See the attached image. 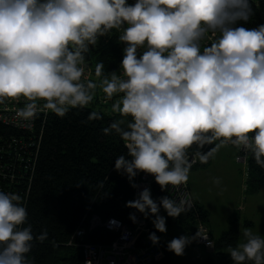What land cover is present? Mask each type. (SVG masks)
<instances>
[{
	"label": "clouds",
	"instance_id": "1",
	"mask_svg": "<svg viewBox=\"0 0 264 264\" xmlns=\"http://www.w3.org/2000/svg\"><path fill=\"white\" fill-rule=\"evenodd\" d=\"M252 15L250 0H0V104L26 100L16 117L30 127L41 112L62 118L87 107L99 88L113 101L112 113L131 118L102 131L125 142L127 155L116 158L115 170L133 188L143 172L162 191L178 189L193 164H206L228 144L264 169V25L240 24ZM113 30L126 45L122 71L105 75L100 62L98 82L86 79L90 46ZM101 118L92 111L87 120ZM206 145L214 146L204 152ZM126 206L153 215L160 233L167 231L161 206L173 218L186 212L183 199L164 196L158 205L148 188ZM27 218L18 194L0 192V264H31L33 241L47 239L46 229L34 235L24 226ZM130 219L136 222L135 214ZM241 236L227 249L233 264H264V237L246 227ZM199 237L206 238L200 228L167 248L182 256ZM149 240L159 243L155 233Z\"/></svg>",
	"mask_w": 264,
	"mask_h": 264
},
{
	"label": "trees",
	"instance_id": "2",
	"mask_svg": "<svg viewBox=\"0 0 264 264\" xmlns=\"http://www.w3.org/2000/svg\"><path fill=\"white\" fill-rule=\"evenodd\" d=\"M250 2L253 15L247 23L240 22L241 26L249 29L264 25V5H259L258 0ZM118 35V32L113 30L110 35L99 37L96 46H90L86 62L91 65L94 75L95 67L100 62L104 64L105 75L118 72L121 68L126 45L119 41ZM93 102L100 107L107 106L108 109H95L91 105ZM93 102L83 109H71L62 118L51 113L45 122L38 120L37 133L34 136L38 140L37 136L40 134V142L32 150L36 160L33 165L30 192L20 197L21 204L28 213L24 226L30 224L34 235L46 229L48 237L43 243L33 241V248L27 254L31 264H83L82 250L76 246V242L99 245L113 242L117 238L116 232L108 230L103 225L90 228V219L93 215L99 216L103 221L116 218L131 227L134 225L130 214H135L136 209L129 208L126 204L135 200V188L131 186L125 174L115 170L116 158L127 155L125 142L115 132L106 135L102 131L114 120L124 119L127 123L131 118L112 113L113 101L102 104L95 95ZM92 111L99 112L102 118L88 121V115ZM12 137L25 136L0 124V140H9ZM213 146L206 145L202 151L207 152ZM196 150V146H193L189 154ZM241 154L238 150V156ZM245 156L247 181L253 192L264 184V169L255 163L251 153L247 152ZM2 161L7 163V157ZM210 162L211 158L206 164L198 161L195 167H205ZM11 170L17 177L20 176L18 167ZM26 181L21 186L23 190L26 188ZM102 181L103 187L100 186ZM11 182L9 174L1 176L0 192L12 191L18 187L15 183L9 185ZM133 182H136V177ZM150 193L158 205L161 197L169 196L168 191H162L155 180L151 183ZM165 216L169 223L184 225L189 236L194 233L198 222L208 226L210 217L206 207L196 200L194 207L181 213L179 217H169L167 212ZM149 217L150 215L146 219L150 223ZM150 226L153 233L158 236L159 231L151 223ZM240 226L239 215L229 218L228 229L219 237H212L215 243V256L209 253L203 264H233L227 249L230 245L235 247L239 243ZM79 228H84L86 233L83 238L76 239ZM161 245L164 256L155 264H173L167 245L162 242Z\"/></svg>",
	"mask_w": 264,
	"mask_h": 264
},
{
	"label": "built area",
	"instance_id": "3",
	"mask_svg": "<svg viewBox=\"0 0 264 264\" xmlns=\"http://www.w3.org/2000/svg\"><path fill=\"white\" fill-rule=\"evenodd\" d=\"M128 3L134 4L135 0H128ZM258 4L263 6L264 0H258ZM140 51L142 50H138V52ZM86 64L87 68L85 78L98 82V78L94 75L91 65L87 62ZM121 71L122 70L120 68L117 74H120ZM96 95L99 103L107 104L112 102L106 99L105 94L99 88L96 90ZM26 103L27 101L21 98L18 101L7 100L4 104H0V124L19 131L25 136L22 138L12 137L9 140H0V177H5L9 174L12 181L9 185L13 183L18 185V187L13 188L12 191L6 190L5 192L16 193L19 196L28 195L30 192L33 165L36 160L32 150L36 148L40 142V134L37 136L38 140L37 138L35 139L34 136L37 133L36 128L38 120L45 122L51 114L50 111L41 112L38 114V117L31 122L30 127H24L22 124L25 122L18 120L16 112ZM38 103L42 106L43 101ZM239 150L242 154L239 155L237 159L239 162L246 163L245 155L247 152L243 149ZM191 156L192 154H189L190 158ZM4 157H7V163L2 161ZM15 158H18V160L16 161ZM197 163L198 161L193 164L192 168L195 167ZM15 167H18L21 172L19 177L15 175V172H11V168ZM6 170H8V172H6ZM26 175H28V181H26ZM30 175L31 177L29 178ZM20 178H22V180ZM23 178H26V180H23ZM154 180L155 178L152 175L142 172L138 173L135 182V184L138 185V187L135 188V199L138 198L139 192H141L144 188L150 189L151 183ZM24 181H26L25 190L21 188ZM19 187L21 189H19ZM167 191L172 199H183L185 201L186 211L194 207V198L188 182L186 185H182L178 189H173L172 186L169 185ZM135 216L136 222H134V225L131 227L116 218H109L106 221H103L99 216L93 215L90 219V228L103 225L108 230L116 232L117 238L107 245L80 241L76 242V246L81 247L82 250L83 264H155V262L162 259L164 251L161 241L159 240L158 244L153 245V243L149 240V235L153 233L150 223L138 210H136ZM198 228L206 234V238L199 237L193 240L192 243L194 245H201L209 251H213L215 243L211 236L210 229L206 224L198 222L194 233L190 237L196 235ZM85 233L86 231L84 228H79L76 232V239L83 238Z\"/></svg>",
	"mask_w": 264,
	"mask_h": 264
},
{
	"label": "rangeland",
	"instance_id": "4",
	"mask_svg": "<svg viewBox=\"0 0 264 264\" xmlns=\"http://www.w3.org/2000/svg\"><path fill=\"white\" fill-rule=\"evenodd\" d=\"M91 105L95 109H108L107 106L100 107L95 102ZM238 150L231 144L221 147L214 155L211 166L190 170L189 182L193 195L198 196L208 208L210 217L207 223L213 236L219 237L228 229L229 218L239 215V242H242L241 228L245 227L264 237V184L252 192L247 181V165L237 159ZM165 214L166 211L161 206L159 215L165 217L167 229L165 233L159 232L158 237L162 243L168 244L173 238L189 236L184 225L169 223ZM153 219L155 217L150 215L152 225ZM214 250L209 251L201 245L191 243L185 247L182 256H177L172 251L169 254L173 264H203L209 253L215 256Z\"/></svg>",
	"mask_w": 264,
	"mask_h": 264
},
{
	"label": "crops",
	"instance_id": "5",
	"mask_svg": "<svg viewBox=\"0 0 264 264\" xmlns=\"http://www.w3.org/2000/svg\"><path fill=\"white\" fill-rule=\"evenodd\" d=\"M216 154V153H215ZM214 154V155H215ZM214 155L211 157V162H210V164L209 165H207V167L208 166H211L212 164H213V162H214ZM206 167V166H205ZM205 167H203V168H205ZM200 168V167H199ZM202 168V169H203ZM191 170H193V169H191ZM188 183H189V186H190V182H189V179H188ZM191 189V188H190ZM191 193H192V191H191ZM192 196H193V198H194V200H196L197 202H200L202 205H204L205 206V204L200 200V198L198 197V196H196V195H193V193H192ZM206 207V206H205ZM206 209L208 210V208L206 207ZM209 226V225H208ZM210 227V226H209ZM210 232H211V235H212V237H214L213 236V233H212V231H211V228H210ZM214 238H217V237H214ZM166 245H168V244H166ZM203 259V257L201 258V260Z\"/></svg>",
	"mask_w": 264,
	"mask_h": 264
}]
</instances>
